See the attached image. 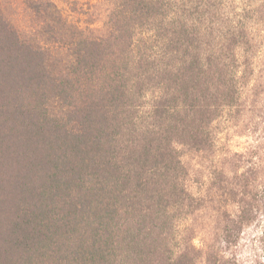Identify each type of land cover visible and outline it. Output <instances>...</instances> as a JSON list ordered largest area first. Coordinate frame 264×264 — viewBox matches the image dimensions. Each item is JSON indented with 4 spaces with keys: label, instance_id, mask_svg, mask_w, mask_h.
I'll return each instance as SVG.
<instances>
[{
    "label": "trees",
    "instance_id": "trees-1",
    "mask_svg": "<svg viewBox=\"0 0 264 264\" xmlns=\"http://www.w3.org/2000/svg\"><path fill=\"white\" fill-rule=\"evenodd\" d=\"M24 3L26 32L0 7V264H218L264 210V0H100L98 32ZM230 128L261 140L223 156Z\"/></svg>",
    "mask_w": 264,
    "mask_h": 264
},
{
    "label": "rangeland",
    "instance_id": "rangeland-1",
    "mask_svg": "<svg viewBox=\"0 0 264 264\" xmlns=\"http://www.w3.org/2000/svg\"><path fill=\"white\" fill-rule=\"evenodd\" d=\"M60 10L69 21L81 27L98 28L103 26L106 14V6L99 5L100 0H50ZM0 7L5 16L22 32L30 29L36 22V18L27 8L24 0H0ZM237 129H223L219 134L218 151L223 156H229L235 151H242L248 145H255L261 140L260 131L245 132L238 134ZM183 160L189 169L190 182L195 190L204 189L207 186V174L212 164L211 155L199 154L185 149ZM195 223L200 228L195 242L200 245V241L205 236H209L212 228L210 217L206 211L199 213ZM264 210L256 219L245 226L239 234L238 240L222 248L221 258L218 264H264ZM197 264H205L204 260H199Z\"/></svg>",
    "mask_w": 264,
    "mask_h": 264
}]
</instances>
